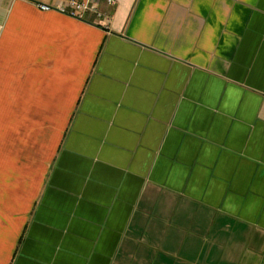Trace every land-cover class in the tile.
<instances>
[{
	"label": "crops",
	"instance_id": "1",
	"mask_svg": "<svg viewBox=\"0 0 264 264\" xmlns=\"http://www.w3.org/2000/svg\"><path fill=\"white\" fill-rule=\"evenodd\" d=\"M0 0V264H264V0Z\"/></svg>",
	"mask_w": 264,
	"mask_h": 264
},
{
	"label": "built area",
	"instance_id": "2",
	"mask_svg": "<svg viewBox=\"0 0 264 264\" xmlns=\"http://www.w3.org/2000/svg\"><path fill=\"white\" fill-rule=\"evenodd\" d=\"M33 2L35 7L43 12H55L75 20H82L85 15H91L98 21L109 17V13L102 10V7L112 9L115 5V0H62L53 4Z\"/></svg>",
	"mask_w": 264,
	"mask_h": 264
}]
</instances>
